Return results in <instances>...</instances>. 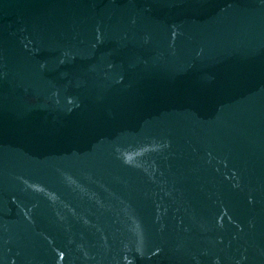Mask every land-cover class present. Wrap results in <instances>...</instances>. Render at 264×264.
Here are the masks:
<instances>
[{
    "label": "water",
    "instance_id": "obj_1",
    "mask_svg": "<svg viewBox=\"0 0 264 264\" xmlns=\"http://www.w3.org/2000/svg\"><path fill=\"white\" fill-rule=\"evenodd\" d=\"M0 264H264V0H0Z\"/></svg>",
    "mask_w": 264,
    "mask_h": 264
}]
</instances>
